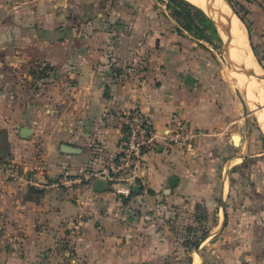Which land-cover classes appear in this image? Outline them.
Masks as SVG:
<instances>
[{"label":"crops","instance_id":"crops-1","mask_svg":"<svg viewBox=\"0 0 264 264\" xmlns=\"http://www.w3.org/2000/svg\"><path fill=\"white\" fill-rule=\"evenodd\" d=\"M238 1L264 71V0ZM114 3L0 0V264L155 260L161 246L141 242L150 223L138 211L166 207L163 198L218 207L192 264H264V104L221 77L167 5ZM135 107L159 135L173 118L199 135L188 148L161 138L129 197L97 180L66 185L117 154L122 116Z\"/></svg>","mask_w":264,"mask_h":264},{"label":"rangeland","instance_id":"rangeland-1","mask_svg":"<svg viewBox=\"0 0 264 264\" xmlns=\"http://www.w3.org/2000/svg\"><path fill=\"white\" fill-rule=\"evenodd\" d=\"M109 1L113 7L115 0ZM232 1L233 2L230 1L231 5L228 3V1L227 3L232 8L233 12H236V15L239 13L245 16L243 28L244 33L247 36L246 28L244 26L248 23L246 20L247 12L245 11V8H242L241 4H239L236 0ZM167 2V0H159V3H157L156 6L159 8V10L161 9L160 11H162L166 8ZM204 11L207 13V10ZM213 23L217 29V35L219 37L217 35H212L210 31L206 30L205 32L207 34H211V42L201 40L206 44L203 45L204 50L205 52H211L212 58L219 66L221 77L226 78L232 87L240 88L241 93L243 94L244 92L245 94V88L241 85V70L243 68L244 71V68H246L247 71L248 68L245 66L244 62H242V65L239 66V63L236 64L231 61L230 58L234 56V53H232L233 46L226 37L228 34L225 28H221L218 23L214 21ZM227 44H229V47ZM246 45L249 47L247 48V51H249V60L253 63L255 62V58L252 54L249 40H247ZM245 47L246 46H244L242 50H245ZM259 70L264 72L262 68H259ZM248 97L249 101L252 103L249 95ZM258 102L264 104V95L258 100ZM253 105L249 103L251 108H255ZM263 110L264 108L260 110L257 115L259 123V114ZM261 127L263 128L262 125ZM163 200H166V207H160L157 204L155 207L148 209L146 211V215L143 214L142 211H138L141 213L139 219L144 220L146 223H150V225L145 224L143 229H140V235H143L141 242L146 239L147 243H155L157 247L161 246V251H159L158 255L154 253V256H157V258L155 260L153 259L144 262V264H192L193 259L200 255V244L203 243V239L214 230L211 227V223L216 221L218 207L215 206V208H213V205L208 206L207 202L206 204L204 202L193 201L168 202L166 198H163ZM137 210L140 209L135 207L134 212L131 211L130 216L132 219H134V215H137ZM138 231L139 230H135L136 233ZM143 243L145 244L146 242ZM204 247L205 246H203V248Z\"/></svg>","mask_w":264,"mask_h":264},{"label":"built area","instance_id":"built-area-1","mask_svg":"<svg viewBox=\"0 0 264 264\" xmlns=\"http://www.w3.org/2000/svg\"><path fill=\"white\" fill-rule=\"evenodd\" d=\"M122 118L124 132L117 154L108 156L100 167L92 166L78 178H67L66 185L72 186L76 181L92 184L99 179L106 182V189L113 194L129 197L145 176L148 153L158 149L161 138L168 145L188 148L199 135L188 122L174 118L159 135L150 117L139 107L124 112ZM8 171L12 177L17 174L13 166ZM78 227L75 224V228Z\"/></svg>","mask_w":264,"mask_h":264},{"label":"bare ground","instance_id":"bare-ground-1","mask_svg":"<svg viewBox=\"0 0 264 264\" xmlns=\"http://www.w3.org/2000/svg\"><path fill=\"white\" fill-rule=\"evenodd\" d=\"M198 7L207 10L208 15L216 22L221 28H225L227 32V39L233 46L234 56L232 62L242 65L245 63L244 73L241 77V84L248 89V95L253 104L257 103L264 95V79L262 78L264 72L249 60V55L246 45L248 36L244 33L243 23L240 18L233 12L226 0H188ZM230 33V34H229ZM235 36V37H233ZM246 46L245 50H242ZM238 70V69H237ZM255 73V74H253ZM263 105V104H262ZM260 123L264 128V110L259 114Z\"/></svg>","mask_w":264,"mask_h":264},{"label":"trees","instance_id":"trees-1","mask_svg":"<svg viewBox=\"0 0 264 264\" xmlns=\"http://www.w3.org/2000/svg\"><path fill=\"white\" fill-rule=\"evenodd\" d=\"M167 8L171 15L177 20L182 28L190 32L200 40L211 42V34L217 35V29L206 12L188 0H167ZM233 2L232 0H230ZM242 8H245L241 2ZM239 17L245 22V16L239 14ZM249 25V20H247ZM210 31L207 34L205 31ZM218 36V35H217ZM219 37V36H218ZM134 193V192H133Z\"/></svg>","mask_w":264,"mask_h":264},{"label":"water","instance_id":"water-1","mask_svg":"<svg viewBox=\"0 0 264 264\" xmlns=\"http://www.w3.org/2000/svg\"><path fill=\"white\" fill-rule=\"evenodd\" d=\"M227 1H228V3L231 5L230 1H229V0H227ZM206 14H207V13H206ZM207 15H208V14H207ZM208 16H209V15H208ZM209 18H211V17L209 16ZM211 20L214 21L212 18H211ZM214 22H215V21H214ZM218 30H219V29H218ZM231 40H232V39H230V42H231ZM227 46L229 47V44H227ZM253 74H255V73H253ZM262 78H264V75H263ZM240 96H241V95H240ZM29 130H30V129L24 127V128H22V132H21V134H22L23 136H27V134H29ZM234 138L236 139V138H238V136H234ZM96 184L99 186V187H98V190L106 189V182H105V181H103V180H97V181H96ZM175 184H176V178H175V177H171V178L169 179V186H170V188L174 187ZM138 188H139V185H136V186L134 187V191H137Z\"/></svg>","mask_w":264,"mask_h":264}]
</instances>
